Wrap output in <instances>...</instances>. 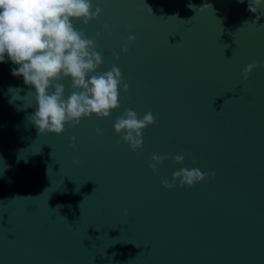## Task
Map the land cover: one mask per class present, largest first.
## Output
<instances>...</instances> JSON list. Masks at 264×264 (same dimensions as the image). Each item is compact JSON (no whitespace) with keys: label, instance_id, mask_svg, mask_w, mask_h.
Segmentation results:
<instances>
[{"label":"water","instance_id":"water-1","mask_svg":"<svg viewBox=\"0 0 264 264\" xmlns=\"http://www.w3.org/2000/svg\"><path fill=\"white\" fill-rule=\"evenodd\" d=\"M92 3L100 15L74 25L96 37L97 71L129 85L110 117L39 134L34 88L0 63V264H264V0ZM125 108L156 118L137 151L117 143ZM169 153L184 162L149 167ZM183 167L209 175L161 184Z\"/></svg>","mask_w":264,"mask_h":264},{"label":"clouds","instance_id":"clouds-1","mask_svg":"<svg viewBox=\"0 0 264 264\" xmlns=\"http://www.w3.org/2000/svg\"><path fill=\"white\" fill-rule=\"evenodd\" d=\"M260 5L261 0H249L252 12H256ZM188 7L199 10L211 6L205 3L198 7L189 3ZM101 11L98 5L93 10L92 0H0V63L7 57L17 66L12 68L11 74L22 77L25 85L34 88L36 108L29 119L39 134H61L66 124L74 127L82 118H91L92 114L97 118H108L112 110L120 107L119 86L125 92L129 88L121 70L113 64L106 72L97 71L103 58L96 50V37L88 38L83 29L74 25V20L87 25ZM103 27L111 34L108 24ZM99 35L97 32L96 36ZM127 39L134 41L135 36L130 34ZM121 51L127 52L128 45L125 44ZM258 66V61L247 64L242 70L243 79L246 81ZM69 77L73 91L65 99V86L59 81ZM155 120L151 111L141 118L136 111L125 108L113 125L120 135L117 143L123 141L133 151L142 149L143 130ZM102 131L96 129L97 134ZM72 140L75 141L74 136ZM168 158L182 164L185 157L183 153L153 154L151 160L154 163L149 167L155 172ZM208 175L196 167H183L172 173L171 180L163 178L161 184L173 188L179 181L180 187H191Z\"/></svg>","mask_w":264,"mask_h":264}]
</instances>
